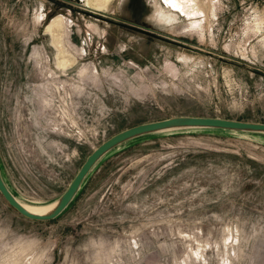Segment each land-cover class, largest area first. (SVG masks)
<instances>
[{
    "label": "rangeland",
    "instance_id": "374dc122",
    "mask_svg": "<svg viewBox=\"0 0 264 264\" xmlns=\"http://www.w3.org/2000/svg\"><path fill=\"white\" fill-rule=\"evenodd\" d=\"M88 1L0 0V172L18 200L56 201L96 146L138 123H264V0H193L183 12L147 0L152 16L145 0ZM122 6L203 52L155 42L138 57L108 20ZM98 166L48 221L0 193V264H264V134L160 132Z\"/></svg>",
    "mask_w": 264,
    "mask_h": 264
},
{
    "label": "water",
    "instance_id": "95a60500",
    "mask_svg": "<svg viewBox=\"0 0 264 264\" xmlns=\"http://www.w3.org/2000/svg\"><path fill=\"white\" fill-rule=\"evenodd\" d=\"M93 13V12H90ZM94 14V13H93ZM190 49L200 51L195 45H187ZM200 52H203L202 50ZM180 129H220L227 131H244L264 134V123L244 121L211 116L179 115L159 120L147 121L124 128L96 146L85 158L78 171L65 190L55 199L54 208L45 214L33 213L26 209L7 187L0 172V193L6 202L22 216L36 221H48L59 216L72 201L88 173L110 151L138 137L160 132Z\"/></svg>",
    "mask_w": 264,
    "mask_h": 264
},
{
    "label": "flooded vegetation",
    "instance_id": "af4514ba",
    "mask_svg": "<svg viewBox=\"0 0 264 264\" xmlns=\"http://www.w3.org/2000/svg\"><path fill=\"white\" fill-rule=\"evenodd\" d=\"M126 2H129L130 0H125ZM162 2V0H160ZM158 6L155 1H147L143 3V9L141 14L143 16H152L155 11L157 10ZM121 14L120 15V20H116L113 18H108L110 23L117 29V33H119V28L121 29V33L126 36H128L131 40V42H137V46L139 47L138 50V57H140V51L142 53H145L146 51H150L151 48L155 45V42L157 43H164V44H179L181 46H187L186 43H188L187 40L183 39H175L168 37L164 32L154 28L153 26H148V25H141L139 18H130L131 17V11L124 6L121 7ZM171 11V12H170ZM166 12V14L159 16V19L162 21L164 20H171L173 19V11L170 10ZM124 17V18H121ZM144 23H148L143 21ZM109 23V22H107ZM140 36H143V42L140 43ZM125 43V42H124ZM126 44V51H131L134 49L132 48V45L128 42ZM174 44V45H175ZM136 46V47H137ZM131 59H133V56H130Z\"/></svg>",
    "mask_w": 264,
    "mask_h": 264
},
{
    "label": "bare ground",
    "instance_id": "6f19581e",
    "mask_svg": "<svg viewBox=\"0 0 264 264\" xmlns=\"http://www.w3.org/2000/svg\"><path fill=\"white\" fill-rule=\"evenodd\" d=\"M85 1V0H84ZM88 1V0H87ZM109 1V0H108ZM89 2V1H88ZM194 2L193 0H171L169 2H166L165 1V4L167 6H170L171 8L173 9H180L182 11V8H192L194 7ZM90 5V4H88ZM92 6V5H91ZM94 7V6H93ZM100 8V7H99ZM178 11V10H177ZM183 12V11H182ZM195 12V10H194ZM59 18V17H58ZM55 19L52 23H50L47 28H46V31L49 32L50 34H53V32L55 30H57L58 28H60L61 24H60V18L59 19ZM62 53V52H61ZM65 61H70V60H65L64 58H62L61 60L59 59L58 61V64L62 67L65 66ZM73 64V63H72ZM8 187V186H7ZM22 203V205L28 209L29 211L33 212V213H38V214H45V213H48L49 211H51L56 202L57 201H54V202H51L49 204H46V205H43V206H36V205H30L28 203H24L22 201H20Z\"/></svg>",
    "mask_w": 264,
    "mask_h": 264
},
{
    "label": "crops",
    "instance_id": "0c3cea01",
    "mask_svg": "<svg viewBox=\"0 0 264 264\" xmlns=\"http://www.w3.org/2000/svg\"><path fill=\"white\" fill-rule=\"evenodd\" d=\"M136 49H138L139 50V47L137 46L136 47ZM140 137H138V138H136V139H139ZM136 139H133V140H131V141H128V142H126V143H124V144H122L121 146H123V145H126L127 143H130V142H132V141H135ZM121 146H119V147H121ZM119 147H117V148H119ZM116 148V149H117ZM116 149H114V150H116ZM114 150H112V151H110L108 154H106L103 158H101L97 163H96V165L94 166V167H92V169L90 170V172L88 173V175H87V177H86V179H85V181L82 183V185H81V187H80V189L78 190V192L79 191H81V189L85 186V184H86V181L91 177V175H93L94 174V172H96L99 168V166H98V164L103 160V159H106V157H108L110 154H112L113 152H114ZM81 166V165H80ZM78 171V170H77ZM76 171V172H77ZM76 174V173H75ZM74 177V176H73ZM77 192V193H78ZM77 193H76V195H77ZM75 195V196H76ZM74 196V197H75ZM74 199V198H73ZM72 199V200H73ZM70 204V203H69Z\"/></svg>",
    "mask_w": 264,
    "mask_h": 264
}]
</instances>
